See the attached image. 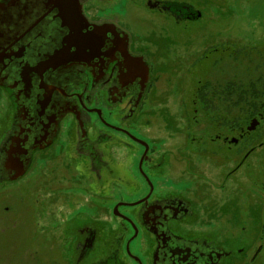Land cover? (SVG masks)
I'll return each mask as SVG.
<instances>
[{
    "label": "rangeland",
    "instance_id": "1",
    "mask_svg": "<svg viewBox=\"0 0 264 264\" xmlns=\"http://www.w3.org/2000/svg\"><path fill=\"white\" fill-rule=\"evenodd\" d=\"M185 1L200 13L187 23L150 8L148 0H85L83 8L90 20L126 28L152 65V89L124 124L164 160L161 188L176 187L187 198L197 214L190 228L226 250L221 264H264V0ZM10 107L0 90V127ZM254 112L257 128L231 143ZM68 117L47 159H36L37 174L23 180L21 205L32 214L0 217V264H77L78 212L79 220L91 218L97 228L81 264H103L114 257L108 253L112 243L128 237L112 205L121 194L130 200L141 190L117 182L90 188L87 160L71 149L74 124ZM140 154L130 139L109 147L110 159L126 168L122 173L130 180L139 178ZM3 188L10 204L17 200L9 196L13 184ZM122 253L124 264H133Z\"/></svg>",
    "mask_w": 264,
    "mask_h": 264
},
{
    "label": "flooded vegetation",
    "instance_id": "2",
    "mask_svg": "<svg viewBox=\"0 0 264 264\" xmlns=\"http://www.w3.org/2000/svg\"><path fill=\"white\" fill-rule=\"evenodd\" d=\"M12 1L4 0L3 5ZM147 5L167 13L176 23H187L200 16L198 9L185 0H148ZM51 18L43 24L15 20L0 24V43L9 42L6 47L13 54L1 62L0 68V90L11 106L10 116L0 127V217L23 218L32 214L21 205L23 185L32 177L36 159H47L44 155L61 139L65 119L71 116V149L87 160L84 171L90 175V188L108 189L117 182L141 190L130 200L121 194L112 205V214L122 219L128 237L126 241V235L122 237L116 247L112 243L108 253L114 257L109 256L103 264L126 263L123 251L133 264H221L226 250L207 235L199 234V229L190 228L197 214L187 198L177 193L176 187L167 189L159 185L165 162L153 144L136 136L124 124L134 117L142 96L151 91L154 83L153 68L145 51L131 42L129 31L122 25L87 17L95 23L91 25L104 26L106 41L102 51L89 48L87 54L80 56L76 40H70L71 26ZM67 48L74 54L67 55ZM127 53L132 58H127ZM256 90L255 87L252 92L258 93ZM259 116L263 118L264 114ZM252 131L241 128L239 138L234 137L237 141L232 138L230 142L237 144ZM127 139L141 150L135 170L138 180L126 178L122 173L126 168L114 164L109 156L111 145L124 146ZM43 183L46 192L49 182ZM3 184H13L9 196L17 200L12 204L2 196ZM80 215L78 212L75 225L77 264L91 252L97 237L91 218L79 220Z\"/></svg>",
    "mask_w": 264,
    "mask_h": 264
},
{
    "label": "water",
    "instance_id": "3",
    "mask_svg": "<svg viewBox=\"0 0 264 264\" xmlns=\"http://www.w3.org/2000/svg\"><path fill=\"white\" fill-rule=\"evenodd\" d=\"M83 0H13L11 3L0 6V24H10L19 21L23 24H43L46 19L55 22H61L71 26V39H75L77 43V53L80 56L87 54L89 48L92 51H102L106 41L104 26L91 25L95 23L89 22L83 12ZM37 10V12H33ZM45 10V11H44ZM44 11L43 13H41ZM77 26V27H76ZM9 42L0 43V68L1 62L6 61L13 56L11 50L6 47ZM11 53V54H10ZM67 55H73L74 51L70 48L66 49ZM127 58H132L129 53ZM4 66L3 68H5ZM28 69H31L28 67ZM259 121L255 118L248 126V130H253ZM234 142L236 138L232 139ZM148 147V145H146Z\"/></svg>",
    "mask_w": 264,
    "mask_h": 264
}]
</instances>
